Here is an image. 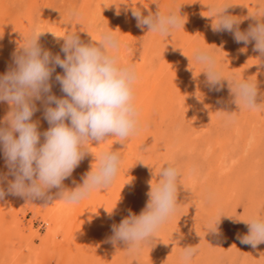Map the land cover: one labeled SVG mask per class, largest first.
<instances>
[{
  "label": "rangeland",
  "instance_id": "1",
  "mask_svg": "<svg viewBox=\"0 0 264 264\" xmlns=\"http://www.w3.org/2000/svg\"><path fill=\"white\" fill-rule=\"evenodd\" d=\"M136 1L0 0V75L14 66L13 54L34 30L43 33L39 38L42 48L61 58L64 41L57 37L68 33H76L86 43L91 42V36L100 39L104 31H112L120 39L125 35L134 42L138 39L130 65L138 73L135 102L140 130L124 144L110 137L96 145V154L119 151L122 160L111 187L94 191L88 203L87 199L80 202L81 210L86 209L78 223L82 226L79 238L86 247L80 264H180L186 246L199 248L191 264H264V243L257 248L242 244L238 234H247L248 226L232 218L264 216V107L238 111L231 103L227 82L221 91L209 90L201 73L204 67L193 58L196 48L210 50L225 76L255 81L261 94L258 102H264V58L254 51V42L237 43L231 33L213 31L215 21L209 7L219 2L230 4L228 13L241 17L240 29L244 31L252 23L247 18L249 11L264 7V0H151L150 12L155 13L159 5L165 14L182 16L184 25L168 36L148 32L147 27L143 33L131 34L134 32L128 26L134 21L131 7ZM62 72L57 66L50 81L57 97L65 95L55 80ZM37 108L32 119L39 121L43 133L49 124L42 102H37ZM218 110L237 111L235 120L227 121ZM8 111L10 106L0 102V121ZM169 162L182 173L176 213L139 251L127 250L123 242L114 246L108 240L113 235L112 225H118L129 212L138 215L144 209L149 182L155 185L160 169ZM8 171L0 147V178H6L0 186L5 190L12 178ZM20 198L9 194L0 200V264H70L67 245L55 246L63 240V231L59 238H50L54 243L43 242L47 225L42 220L52 203ZM106 210L113 212L109 215ZM221 215L219 235L207 233L206 225Z\"/></svg>",
  "mask_w": 264,
  "mask_h": 264
},
{
  "label": "clouds",
  "instance_id": "2",
  "mask_svg": "<svg viewBox=\"0 0 264 264\" xmlns=\"http://www.w3.org/2000/svg\"><path fill=\"white\" fill-rule=\"evenodd\" d=\"M209 7L215 21L211 25L213 31L229 32L237 43L254 42V51L264 58V7L249 11L247 18L252 23L244 31L240 29L241 17L228 13L230 4L219 2ZM131 9L137 27L146 26L148 32L168 36L184 25L181 14H165L159 5L155 13L149 12L146 16L141 10ZM42 34L34 30L30 37L24 38L23 45L13 54L14 66L0 75V102L10 106V111L0 121V147L8 175L12 177L7 180L6 190L0 186V200L10 194L27 202L43 201V205L57 200L78 204L96 190L109 189L122 160L119 151L93 153L90 143L100 145L116 137L124 144L140 130V112L135 102L138 73L134 65L121 64L114 54L120 48V41L112 31H104L98 40L88 33L91 42L87 43L76 33L64 37L52 33L63 38V58L42 48L39 44ZM193 58L203 65L201 73L206 76L209 90L221 91L227 82L231 103L238 111L264 107V102H258L261 94L255 81L241 79L238 75L225 76L215 55L206 48H196ZM189 60L191 64V58ZM57 66L63 69L62 74L55 76L65 94L63 97L52 94L50 81ZM38 101L43 104L44 119L49 124L43 133L39 131V121L32 119L39 110ZM236 113L218 110V115H224L229 122L235 120ZM89 153L94 154L97 163L82 176L81 183L73 181L74 187L65 186L64 181L72 177ZM181 175L178 166L171 162L162 167L158 182L155 185L149 182V199L144 209L138 215L129 212L118 225H112L109 242L114 246L123 242L127 250L135 252L154 239L160 227L177 211ZM3 179L6 178H0V184ZM107 212L111 215L113 210ZM223 216L206 225L207 233L219 235ZM232 218L248 226L247 234H238L242 244L257 248L264 243V216L252 215L248 220ZM198 252L196 246L184 247L180 264H191Z\"/></svg>",
  "mask_w": 264,
  "mask_h": 264
},
{
  "label": "bare ground",
  "instance_id": "3",
  "mask_svg": "<svg viewBox=\"0 0 264 264\" xmlns=\"http://www.w3.org/2000/svg\"><path fill=\"white\" fill-rule=\"evenodd\" d=\"M85 1V0H84ZM134 1V0H133ZM152 2H151V0H147V2H146V0H137L135 3H134V8H136L137 10H141L142 11V13L146 16V15H148V13L150 12V11H152L151 10V4ZM172 4V3H171ZM182 7V6H181ZM167 9V8H166ZM131 10V9H130ZM130 13V12H129ZM134 21H132V22H130L129 23V29H131V31L132 32H134V33H131V34H139L140 32L139 31H141L142 32V30H144V28L146 27H144V28H140V27H137V21H136V19H134V18H132ZM119 24V23H118ZM242 30V29H241ZM143 33V32H142ZM123 34V33H122ZM121 34V35H122ZM125 35V34H124ZM123 36V35H122ZM132 36V35H131ZM137 38V37H136ZM119 41H120V48H119V50L117 51V52H115L114 54L115 55H117L118 57H119V60H120V63L121 64H130V63H132L131 62V59L133 58L132 56H133V50H134V47L137 45V41H138V39H136V41L134 42V40L133 41H131V38L130 37H126V35H125V37H123L122 39H120V37H119ZM131 42H134V43H132V45H131ZM139 43V42H138ZM131 49V50H130ZM129 51L130 50V52H128L127 54H124V52H126V51ZM262 116V115H261ZM253 124V123H252ZM254 126V125H253ZM259 127V126H258ZM249 128V127H248ZM250 132V131H249ZM244 137V136H243ZM245 139V138H244ZM248 141V140H247ZM95 143V142H94ZM94 143L93 144H91L90 143V145H89V147H90V150L93 152V153H96V150L98 149H96V144H95V146H94ZM99 147V146H98ZM246 147H248L247 145H246ZM216 150V149H215ZM249 150V149H248ZM98 151V150H97ZM227 151V150H226ZM99 154V153H98ZM220 155V154H219ZM221 158V157H220ZM248 161V160H247ZM94 162H95V157H94V154H91V153H89V154H87L84 158H83V160L80 162V164H79V166L74 170V172H73V174H72V177L71 178H69L68 180H65L64 181V184H65V186H67V187H69V188H71V187H74L75 185L73 184V181H75L76 182V180H79V179H81L82 178V176L85 174V173H87L88 171H89V169L91 168V165L92 164H94ZM223 162H224V160H223ZM228 166V165H227ZM230 167V166H229ZM227 169H229L228 167H227ZM212 170V169H211ZM227 171V170H226ZM54 190V189H53ZM52 190V191H53ZM56 191V190H55ZM54 193V192H53ZM92 196V195H91ZM91 196L89 197L90 199H91ZM22 198V197H21ZM20 198V199H21ZM19 203V202H18ZM87 203H88V199H87ZM90 203V202H89ZM86 205V204H85ZM40 206H42V205H40ZM39 206V207H40ZM80 206H81V204L80 203H78V204H68V203H65L64 201H60V200H57V201H55L54 203H52L51 205H50V208H49V210H47L46 212H47V215L46 216H44L43 217V220L42 221H44L45 223H46V225H47V227H46V229L44 230L45 232L47 231V234H46V236H45V234H44V236H43V238H44V240H43V242H49V240H50V238H59V236L61 235V233H62V231H63V240H61L58 244L56 243L55 244V246L57 245V246H65V245H67L66 246V248H65V251H66V257H68V261H69V263L70 264H80V262L82 261V257H83V255H84V253H85V249H86V247H85V245L81 242V241H83V239L82 240H80V235L82 234V232H81V228L79 227V226H81V224L80 225H78V223H79V220H81V217H82V210L84 211V210H86V209H82L81 210V208H80ZM41 211V210H40ZM39 211V212H40ZM37 212V211H36ZM85 213V215H86V211L84 212ZM43 215V214H42ZM84 215V216H85ZM88 215V214H87ZM36 216V215H35ZM83 216V217H84ZM92 216V215H91ZM88 218V217H87ZM41 219H42V217H41ZM86 219V218H85ZM85 219L83 220V221H85ZM33 221V220H32ZM82 221V222H83ZM88 223V222H87ZM96 223V222H95ZM44 226H45V224H43ZM88 225V224H87ZM43 226V227H44ZM89 226H91V224L90 225H88V227ZM33 227V226H32ZM82 227V226H81ZM92 227V226H91ZM98 227V226H97ZM30 228V227H29ZM94 228V227H93ZM33 229V228H32ZM95 229V228H94ZM88 231V230H87ZM35 232V231H34ZM108 232V231H107ZM106 232V233H107ZM74 233V234H73ZM32 234V233H31ZM72 234L73 235H75L74 237H72ZM96 234V233H95ZM103 234V233H102ZM88 235V234H87ZM105 235V234H104ZM108 235H110V234H108ZM108 235H106V236H108ZM99 236V235H98ZM25 237V236H24ZM35 237V236H34ZM28 238V237H27ZM82 238V237H81ZM101 238H103V237H101ZM27 240V239H26ZM102 240H104V239H102ZM109 240V239H108ZM8 241H9V239H8ZM13 241V240H12ZM87 241V240H86ZM97 241V240H96ZM107 241V240H106ZM23 242H25V241H23ZM50 242H51V240H50ZM53 242V241H52ZM51 242V243H52ZM55 242V241H54ZM53 242V243H54ZM57 242V241H56ZM90 242V241H89ZM104 242V241H103ZM102 241H101V243H103ZM21 243V242H20ZM92 243V242H91ZM95 243V242H94ZM93 243V244H94ZM13 244V243H12ZM15 244V243H14ZM106 244V243H105ZM54 245V244H53ZM53 245H51V246H53ZM103 245V244H102ZM107 245V244H106ZM13 246V245H12ZM44 246V245H43ZM51 246H49V248L51 247ZM87 246H89V245H87ZM40 247H42V246H40ZM93 247V246H92ZM96 247V246H95ZM105 247V246H104ZM45 248V247H44ZM48 248V247H47ZM54 248V247H53ZM98 248V247H97ZM110 248V247H109ZM4 249H6V248H4ZM46 249V248H45ZM52 249V248H51ZM95 249V248H94ZM94 249H93V251H94ZM36 250V249H35ZM38 250V249H37ZM43 250V249H42ZM53 250V249H52ZM58 250V249H57ZM95 250H98V249H95ZM20 251V250H19ZM31 252H32V250H31ZM84 252V253H83ZM43 253H45V251L43 252ZM19 254H21L22 255V250H21V253H19ZM23 254H25V253H23ZM34 254H36V253H34ZM51 254V253H50ZM60 254V253H59ZM102 254V253H101ZM107 254V253H106ZM16 255V254H15ZM37 255H40V253L39 254H37ZM24 256H26V255H24ZM28 256V255H27ZM64 256V255H63ZM63 256L61 257L62 258V260H63ZM102 256V255H101ZM103 256H105L104 254H103ZM30 257V256H29ZM59 257V259H61ZM28 258V257H27ZM35 258H37L36 257V255H35ZM102 258V257H101ZM42 259V258H41ZM65 259V258H64ZM97 259V258H96ZM32 260H33V258H32ZM27 261H28V259H27ZM36 261H38V260H36ZM22 261L20 260V262L19 263H21ZM63 262V261H62ZM18 263V262H17ZM33 263V262H32ZM65 263H66V260H65ZM25 264V263H24ZM66 264H68V263H66Z\"/></svg>",
  "mask_w": 264,
  "mask_h": 264
}]
</instances>
